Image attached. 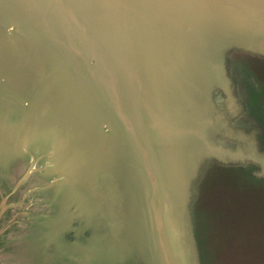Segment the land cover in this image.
<instances>
[{
	"label": "water",
	"instance_id": "1",
	"mask_svg": "<svg viewBox=\"0 0 264 264\" xmlns=\"http://www.w3.org/2000/svg\"><path fill=\"white\" fill-rule=\"evenodd\" d=\"M260 16L264 0H0V85L32 92L22 107L0 89V127L18 114L0 145L19 154L55 137L62 155L65 143L77 146L67 154L78 169L108 164L111 191L131 179L154 225L141 263L152 264L151 253L154 264H177L163 227L162 164L182 185L178 168L209 149V93L224 75L209 43L222 52L250 42L233 23Z\"/></svg>",
	"mask_w": 264,
	"mask_h": 264
},
{
	"label": "rangeland",
	"instance_id": "2",
	"mask_svg": "<svg viewBox=\"0 0 264 264\" xmlns=\"http://www.w3.org/2000/svg\"><path fill=\"white\" fill-rule=\"evenodd\" d=\"M248 21L233 23L238 41L252 38L246 45L221 52L209 43L224 75L209 93L208 151L178 168L182 185L162 164L163 227L177 264H264V16ZM8 88H0L6 104L29 101L30 90L21 97ZM6 118L3 134L13 113ZM34 140L19 154L0 145V264H142L141 243L147 238L152 252L154 225L138 205L139 188L128 178L131 185L124 179L111 191L108 164L80 170L67 154L78 149L73 143L63 145L62 155L55 137ZM135 176L143 194L145 180Z\"/></svg>",
	"mask_w": 264,
	"mask_h": 264
},
{
	"label": "bare ground",
	"instance_id": "3",
	"mask_svg": "<svg viewBox=\"0 0 264 264\" xmlns=\"http://www.w3.org/2000/svg\"><path fill=\"white\" fill-rule=\"evenodd\" d=\"M239 22V21H238ZM241 23V22H240ZM243 29V28H242ZM241 29V30H242ZM259 31V30H258ZM256 32V31H255ZM262 32V31H261ZM263 32H264V30H263ZM241 33V32H240ZM239 33V34H240ZM245 33V32H244ZM244 33H243V36H244ZM253 33V32H252ZM258 34V33H257ZM241 35V34H240ZM256 35V34H255ZM246 37V36H245ZM262 37H264L263 36V34H262ZM247 38V37H246ZM255 41V40H254ZM254 43V42H253ZM233 45V44H232ZM243 45H246L245 43L243 44ZM248 45H249V43H248ZM247 45V46H248ZM231 46V45H230ZM252 47V46H251ZM211 143V142H210ZM213 145V144H212ZM212 147V146H211ZM202 151V150H201ZM208 151V150H207ZM208 154H210L209 152H208ZM212 154V153H211ZM91 166V165H90ZM96 167H99L98 165L96 166ZM109 167V166H108ZM103 168V167H102ZM107 168V166H105V169ZM98 169V168H97ZM104 169V168H103ZM88 170H89V167H88ZM88 170H87V172H88ZM91 170V169H90ZM190 170V169H189ZM85 171V170H84ZM81 172V171H80ZM88 174V173H87ZM78 175V174H77ZM77 175H76V178H77ZM86 176V175H85ZM194 176V175H193ZM169 177H170V175H169ZM87 178V177H86ZM88 179V178H87ZM83 180H85V178L83 179ZM82 180V181H83ZM78 181V180H77ZM131 181V180H130ZM80 183H81V180H80ZM84 183V182H83ZM129 184H130V182H129ZM83 185V184H82ZM131 185V184H130ZM134 187V186H133ZM134 189V188H133ZM188 190V189H187ZM136 192V191H135ZM189 193V192H188ZM136 195H138V194H136ZM178 197V196H177ZM136 199H139V198H136ZM132 200V199H131ZM138 201V200H137ZM188 201V200H187ZM139 202L140 201H138V205H140L139 204ZM133 206V205H132ZM182 207V206H181ZM135 208H136V205H135ZM139 208V207H138ZM141 208V207H140ZM133 209H134V207H133ZM183 209V208H182ZM137 210H140V209H137ZM134 211V210H133ZM183 211V210H182ZM185 211V210H184ZM142 213V212H141ZM143 214V213H142ZM186 215V214H185ZM137 217V216H136ZM188 217V216H187ZM139 217H137V219H138ZM189 219V218H188ZM141 221V220H140ZM185 221H186V219H185ZM137 223H138V221H136ZM188 223V222H187ZM140 224V223H139ZM142 224V223H141ZM143 226V225H142ZM188 226H189V224H188ZM140 227V226H139ZM142 228V227H141ZM189 228V227H188ZM138 230V229H137ZM148 231V230H147ZM140 234V233H139ZM142 234V233H141ZM140 236V235H139ZM142 238V237H141ZM149 238V237H148ZM170 242V241H169ZM188 248V247H187ZM183 253V252H182ZM189 252H187L186 254H188ZM183 256V255H182ZM192 259V258H191ZM192 261V260H191Z\"/></svg>",
	"mask_w": 264,
	"mask_h": 264
}]
</instances>
